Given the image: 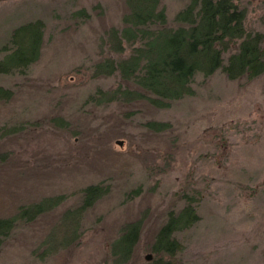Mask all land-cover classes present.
Instances as JSON below:
<instances>
[{
    "label": "rangeland",
    "instance_id": "1",
    "mask_svg": "<svg viewBox=\"0 0 264 264\" xmlns=\"http://www.w3.org/2000/svg\"><path fill=\"white\" fill-rule=\"evenodd\" d=\"M122 2L0 0V46L10 28L22 22L41 18L46 26L42 56L26 75H0V86L16 96L8 109L0 107V124L15 114L35 120L60 113L79 131L68 137L42 123L7 146L15 152L13 162L20 158L36 163L33 170L40 171L46 160L56 164L59 172L54 177L35 182L37 177L31 175L27 186L45 183V193H69L101 182L111 186L110 195L87 214L85 233L65 256V264H106L103 244L109 234L121 223L142 217L145 222L130 264L153 262L149 239L168 211L184 205L175 193L194 196L200 218L176 233L184 248L175 257L177 263L264 264V75L251 82L230 81L219 71L206 80L196 77L195 96L168 110L133 112L125 120H119L122 111L114 103L92 112L86 97L97 87H114L117 79L92 80L73 70L98 58L96 38L103 24H118ZM241 3L249 27L264 32V0ZM183 4L162 0L169 20ZM80 8L90 14L88 20L67 18ZM149 120L170 123L171 132L150 133L141 125ZM83 145L87 152L72 150ZM137 188L139 196L129 194ZM44 228L40 219L15 230L0 253V264H63L61 256L44 262L31 257ZM148 255L150 260H145Z\"/></svg>",
    "mask_w": 264,
    "mask_h": 264
},
{
    "label": "trees",
    "instance_id": "2",
    "mask_svg": "<svg viewBox=\"0 0 264 264\" xmlns=\"http://www.w3.org/2000/svg\"><path fill=\"white\" fill-rule=\"evenodd\" d=\"M183 3L169 20L162 0H123L118 24L102 23L96 38L98 58L89 66L81 65L73 70L92 80L117 79L114 87H97L86 97L84 103L91 106L92 112L114 103L122 111L119 120H125L133 112L150 114L168 110L175 102L195 96L192 84L196 77L206 80L219 71L230 81L251 82L264 75V32L249 27L248 12L241 0H183ZM96 12L101 15L99 10ZM66 16L72 21L90 18L84 8ZM68 28L69 25L65 29ZM45 35L46 26L41 18L10 28L4 38L6 42L0 46V75H26L42 56ZM15 102V93L0 86V107L8 109ZM22 118L25 117L15 114L0 124V253L15 230L33 226L41 219L45 228L31 250V257L44 262L61 256L65 264V256L78 247L85 233L87 214L110 195L111 186L101 182L69 193L62 189L45 193L44 182L27 186L31 175L37 177L35 182L54 177L59 172L54 169L56 164L46 160L40 171L33 170L36 163L20 158L13 162L15 152L7 146L16 143L29 127L30 130L41 128L42 123L65 131L68 137L78 136L79 131L60 113L43 119ZM141 125L152 134L170 133L172 129L170 123L155 120ZM93 139L98 140L99 135ZM76 149L86 151L84 145L72 147L73 151ZM140 192L141 188H137L129 194L139 196ZM175 196H180L184 205L168 211L149 239L147 251L155 259L147 264H180L175 257L184 248L175 235L200 220L194 196L186 193ZM52 215L56 216L52 218ZM144 218L123 222L109 234L103 244L106 264L132 262Z\"/></svg>",
    "mask_w": 264,
    "mask_h": 264
},
{
    "label": "water",
    "instance_id": "3",
    "mask_svg": "<svg viewBox=\"0 0 264 264\" xmlns=\"http://www.w3.org/2000/svg\"><path fill=\"white\" fill-rule=\"evenodd\" d=\"M119 145H121L120 143H119ZM146 260H150V256L148 255V256H146V258H145Z\"/></svg>",
    "mask_w": 264,
    "mask_h": 264
}]
</instances>
